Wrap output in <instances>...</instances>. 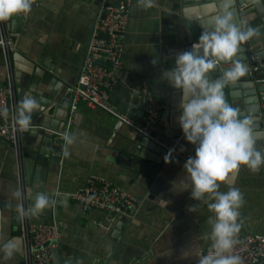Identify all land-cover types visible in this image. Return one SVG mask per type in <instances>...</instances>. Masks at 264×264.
Returning <instances> with one entry per match:
<instances>
[{"label": "crops", "instance_id": "crops-1", "mask_svg": "<svg viewBox=\"0 0 264 264\" xmlns=\"http://www.w3.org/2000/svg\"><path fill=\"white\" fill-rule=\"evenodd\" d=\"M120 1L32 0L26 17L19 15L3 23L7 34L14 36V43L10 58L5 65L0 64V86L10 73L17 104L27 95L39 107L31 119V126L37 129L21 138L19 150L0 137V241L12 240L17 247L13 256L0 264H24L23 241L17 231V200L12 196L19 189V162L27 209L37 192L48 196L49 206L36 215L30 213L29 218L32 223L58 224L62 264H197V256L206 253L210 246L206 234L211 230L208 220L213 214L207 203L212 201H194L189 191L172 189V182H179L185 174L183 163L174 156L173 162L166 165L159 153L141 145L142 138L130 128L85 105L79 107L69 132L70 143H64L61 156L55 153L59 147L45 137H58L64 131L70 89L79 78L97 17L104 7ZM185 1L158 0V7L142 10L132 0L123 66L109 103L133 121L143 122L142 90L147 88L163 106L160 117L168 134L180 137L181 147L194 152V147L179 134L176 122L180 93L160 79L161 73L173 66L174 54L186 51L200 34L198 23L179 11ZM241 1L244 6L237 8L239 14L258 29L254 5ZM255 39L254 44L245 43L241 48L256 47L254 55H264V33H258ZM153 59L158 63L153 64ZM2 60L3 54L0 63ZM234 85V106L253 111L264 127L263 117L256 114L258 94L245 88L244 83ZM43 93L49 95L48 100ZM120 155L148 165L158 162L157 176L122 170L118 165ZM91 175L110 181L140 201L138 213L134 217H111L78 205L71 196L83 189ZM228 187L239 188L243 194L238 235L264 236V166L257 172L241 166L219 190L226 191ZM57 199L55 219L50 203ZM160 199L168 204L161 205ZM190 206L197 207L189 212Z\"/></svg>", "mask_w": 264, "mask_h": 264}, {"label": "clouds", "instance_id": "clouds-1", "mask_svg": "<svg viewBox=\"0 0 264 264\" xmlns=\"http://www.w3.org/2000/svg\"><path fill=\"white\" fill-rule=\"evenodd\" d=\"M248 3L264 4V0ZM236 4L237 0H186L179 11L201 26L199 37L191 50L174 54L173 66L160 77L180 93L176 122L186 142L194 147V154L183 164L184 176L172 182V189L189 191L194 201H212L207 203L213 215L208 220L211 230L206 234L211 243L206 253L197 256V264H242L233 249L241 229L243 194L236 187L219 189L241 166L252 172L264 166V127L253 111L245 112L229 103L225 94L226 87L240 81L248 71L247 64L238 58L241 46L258 35L257 29L239 14ZM136 6L150 10L158 7V0H136ZM31 8L32 0H0V23L27 14ZM152 62L158 63L155 59ZM217 69L220 74L213 77ZM38 107V102L27 95L18 102L15 123L20 131L29 130L32 113ZM3 115L6 112H0ZM64 139L70 143L67 134ZM174 152L169 149L165 154L166 165L173 162ZM12 196L17 200L19 216L36 215L49 206L48 196L42 192L35 194L29 209L19 202V189ZM159 203L166 205L168 201L160 199ZM196 207L190 206L188 211ZM16 251L12 240L0 241V261L9 260Z\"/></svg>", "mask_w": 264, "mask_h": 264}, {"label": "built area", "instance_id": "built-area-1", "mask_svg": "<svg viewBox=\"0 0 264 264\" xmlns=\"http://www.w3.org/2000/svg\"><path fill=\"white\" fill-rule=\"evenodd\" d=\"M131 4L132 0H122L117 5L106 6L101 15L97 17L79 78L70 89L65 129L58 137L66 143L64 136L67 134L69 138V132L79 107L85 105L88 109L101 111L114 118L165 152L175 149L173 156L184 164L194 152H187L181 147L180 137H172L168 134L160 117L163 106L147 88L142 90V95L145 98L143 122L133 121L109 103V95L118 83V71L123 66V52ZM22 16L26 17V14H22ZM194 43H191L186 51L191 50ZM8 45H11V41L8 39L4 24L0 23V47L6 58ZM195 52H199V50H195ZM252 61L261 63L256 57L252 58ZM259 68L263 69L264 64ZM253 71H258V68H254ZM261 82H264V79ZM16 106L15 86L13 77L9 73L6 83L0 86V112H6V115L0 116V137L19 150L21 138L37 127L30 126L27 131H20L15 123ZM262 107L264 108V104ZM17 171V184L22 193L20 203L27 209L24 203V181L20 162L17 165ZM71 198L82 203L86 209L102 211L111 217H134L141 207V202L128 192L95 175L89 176L83 189L74 193ZM29 215L30 213L17 216V231L23 241L24 264H55L53 252L59 249L61 243L58 224L56 222L32 223ZM237 240L238 243L234 246L233 252L241 257L242 264H263L264 236L238 235Z\"/></svg>", "mask_w": 264, "mask_h": 264}, {"label": "water", "instance_id": "water-1", "mask_svg": "<svg viewBox=\"0 0 264 264\" xmlns=\"http://www.w3.org/2000/svg\"><path fill=\"white\" fill-rule=\"evenodd\" d=\"M186 2V1H185ZM238 4H236V7L241 8L243 7L244 3L241 0L237 1ZM254 8L257 10L258 13V22H257V26H258V33H264V4H258V5H254ZM239 10V9H238ZM199 27V32L201 31V26L198 24ZM256 37H254L251 41L247 42L248 44H254L255 42H257V39H255ZM8 39H10L11 41V45H8V55L6 58L5 53L3 52L2 48L0 47V55L3 54V58L4 60H2V63L0 64H4L6 63V61L8 60V58H10V51L12 50V44L14 43V36L12 35H8ZM256 51V47L255 48H251L248 47L247 45L244 47V49H240V52L238 54V58L241 59L244 63L247 64L248 67V71L246 73V75L241 78L240 81L236 82L237 83H244V87L247 88L249 91L253 90V92L256 93V95L258 94V98L257 101H259V111L256 112L257 115H261L264 119V108L261 107L262 104H264V82H261L264 79V68L261 69L259 68L261 65L264 64V55H254ZM254 55V57H252ZM258 58L260 60L261 63L259 62H255L252 61V58ZM4 61V62H3ZM228 65H222V67H227ZM47 69H49L48 66H46ZM254 68H258V71L254 72L253 69ZM220 74L219 69H217L216 71L213 72L212 76H218ZM54 76V75H52ZM56 82H53V85H55ZM235 89L236 86L232 85L230 87H226L225 89V94H226V99L228 100L229 103L233 104V100L235 98V96H237V94L235 93ZM251 95H253L252 92H249ZM43 98L45 100H48L49 95H47L46 93L42 94ZM254 102V99H252L251 103ZM44 102H42L43 104ZM145 103V101H144ZM234 105V104H233ZM63 132V130H62ZM61 132V133H62ZM179 134L183 135L181 132V129H179ZM29 132L26 133V135H28ZM60 134V133H59ZM45 137H47L50 141L52 145H57L59 147V149L55 152L56 155L59 157V155L61 156V151H62V147L64 145V142L62 141V139L60 137H54V136H49L45 134ZM142 138V137H141ZM152 143L151 141L142 138V142L141 145L145 148V149H149V150H153L155 151V153H159L161 155V157L164 159V156L167 152L163 151L161 148L160 150L163 152H157L156 148L157 147L155 144H153L154 146H151ZM177 159V158H176ZM179 161V160H178ZM154 165H148V163H144V161L139 160V159H135V158H131V157H125V156H119L118 158V165L120 167H122V170L125 169H129V170H133L135 172H142L148 175H151L153 178L157 176L158 174V168L157 165L158 162H154ZM149 191V190H148ZM55 201V199H54ZM59 199H57V202H53V204L50 203V205L53 206V211H54V218L57 219V205H59ZM78 205L83 206L82 203L77 202ZM18 220V219H17ZM205 244V242L203 243ZM53 258H54V262L55 264H62L61 259H60V251L59 249L55 250L53 252Z\"/></svg>", "mask_w": 264, "mask_h": 264}, {"label": "bare ground", "instance_id": "bare-ground-1", "mask_svg": "<svg viewBox=\"0 0 264 264\" xmlns=\"http://www.w3.org/2000/svg\"><path fill=\"white\" fill-rule=\"evenodd\" d=\"M86 184V183H85Z\"/></svg>", "mask_w": 264, "mask_h": 264}]
</instances>
